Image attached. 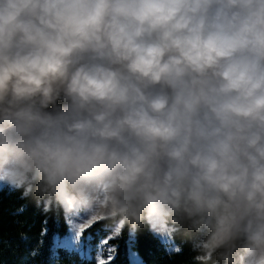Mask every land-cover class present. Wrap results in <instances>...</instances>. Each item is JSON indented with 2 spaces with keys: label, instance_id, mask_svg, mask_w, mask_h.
Segmentation results:
<instances>
[{
  "label": "clouds",
  "instance_id": "obj_1",
  "mask_svg": "<svg viewBox=\"0 0 264 264\" xmlns=\"http://www.w3.org/2000/svg\"><path fill=\"white\" fill-rule=\"evenodd\" d=\"M5 186L264 264V0H0Z\"/></svg>",
  "mask_w": 264,
  "mask_h": 264
},
{
  "label": "trees",
  "instance_id": "obj_2",
  "mask_svg": "<svg viewBox=\"0 0 264 264\" xmlns=\"http://www.w3.org/2000/svg\"><path fill=\"white\" fill-rule=\"evenodd\" d=\"M44 207L37 206L34 196L21 198V190L0 188V264H96L93 258L56 246V239L68 234L70 224L54 204L47 205L49 211ZM118 221L115 216L97 221L85 230L84 241L95 249L100 239L111 235ZM172 240L178 245L182 237L174 235ZM109 243L115 247L109 264H131L130 251H135L144 264H192L187 243L176 253L162 238L146 230L131 234L123 225Z\"/></svg>",
  "mask_w": 264,
  "mask_h": 264
},
{
  "label": "rangeland",
  "instance_id": "obj_3",
  "mask_svg": "<svg viewBox=\"0 0 264 264\" xmlns=\"http://www.w3.org/2000/svg\"><path fill=\"white\" fill-rule=\"evenodd\" d=\"M101 214L104 215V218L108 217V215H105L104 213H101ZM90 216H91L90 213H80L79 215L73 216L70 221L68 220L69 224H70L69 232H68V234L66 236L58 237L56 239V246H65L66 247L65 244L66 243H70L72 241L73 232H74V227L73 226L75 224L83 222L87 218H90ZM119 224L120 223L118 221L116 223V226H118ZM114 228L112 230L111 235H113ZM114 237H117V236L113 235V238ZM162 240L169 244V246H170L169 248H170L171 251H174V248L176 247V245L173 243L172 238H162ZM109 247L115 249V247L112 246L110 243H108V245H103V244L100 243L99 246H97L94 249L90 244H88L87 242L84 241V235H83L81 239H78L76 242H73L71 244V247H68V248L70 250H73L75 252L80 253L82 256H85V257H88V258H93L94 260L97 261L99 258H104V259L108 258V254H109L108 249H109ZM114 256H115V251L112 253V259L114 258ZM130 260H131V264H144L142 262L141 258L139 257V255L135 251H130Z\"/></svg>",
  "mask_w": 264,
  "mask_h": 264
},
{
  "label": "snow or ice",
  "instance_id": "obj_4",
  "mask_svg": "<svg viewBox=\"0 0 264 264\" xmlns=\"http://www.w3.org/2000/svg\"><path fill=\"white\" fill-rule=\"evenodd\" d=\"M112 215H115V212L113 211ZM104 219V215L97 212V213H92L90 218H87L86 220H84L83 222H80L78 224H75L74 227V232H73V237H72V241L70 243H66V247H71V244L73 242H76L78 239H81L85 229L89 228L91 225H93L94 223H96L97 221L103 220ZM123 227V224L120 223L118 226H116L114 228V232L113 235L118 236L121 232V228ZM113 235H107L104 238L100 239V243L103 245H108L109 241L111 239H113ZM115 251V249L109 247L108 249V258L104 259V258H99L96 261V264H109V262L112 260V253Z\"/></svg>",
  "mask_w": 264,
  "mask_h": 264
}]
</instances>
